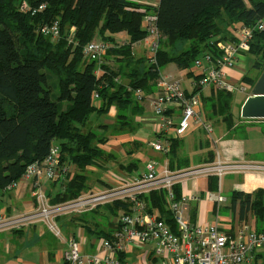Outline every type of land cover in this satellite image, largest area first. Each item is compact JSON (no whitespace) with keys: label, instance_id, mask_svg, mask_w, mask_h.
Returning a JSON list of instances; mask_svg holds the SVG:
<instances>
[{"label":"trees","instance_id":"obj_1","mask_svg":"<svg viewBox=\"0 0 264 264\" xmlns=\"http://www.w3.org/2000/svg\"><path fill=\"white\" fill-rule=\"evenodd\" d=\"M24 1L28 3V11L23 10ZM146 1L150 3L0 0V194L19 184L27 168L41 164L55 145L60 149V165L75 166L77 172L49 182L55 189L47 194L50 204H62L90 192L88 169L105 171L110 162L118 159L116 154L101 148L109 141L104 136L109 127L101 125L102 133L88 127L93 115H108L116 108L115 135L131 133L134 129L128 112L137 105L133 91L155 93L161 79L160 69L167 64L190 70L195 60L206 54L220 58L219 43H237L239 38L234 32L241 27L255 29L264 19V0ZM42 5L44 10L32 15L33 9ZM149 16L157 17L156 62L148 57L137 58L132 48L147 39ZM56 22L60 37L52 41L40 30ZM121 34L126 35L127 41L119 43ZM95 37L110 44L101 64L89 61L84 53ZM245 54L251 61L250 71L256 75L252 77L248 71L242 82L252 87L264 71V31H254ZM98 69L103 71L100 77ZM213 91L212 97L203 100L204 113H208L210 120L226 122L229 131L240 133L241 129L234 126L243 120L239 112L238 117L234 114L233 93ZM94 93L99 94V107L93 101ZM176 143L175 140L173 146ZM117 164L128 172H133L132 166L136 165ZM210 180L215 190L218 180ZM176 193L179 198L180 187ZM143 200L150 213L158 209L161 218L175 228L172 215L164 210V191L153 192ZM232 202L233 210L240 202L241 217L251 213L256 231L264 233V190L250 194L236 191ZM105 208L112 217L118 216L120 210L129 211V205L123 202ZM112 236V232L105 235L109 240Z\"/></svg>","mask_w":264,"mask_h":264},{"label":"built area","instance_id":"obj_2","mask_svg":"<svg viewBox=\"0 0 264 264\" xmlns=\"http://www.w3.org/2000/svg\"><path fill=\"white\" fill-rule=\"evenodd\" d=\"M25 3V1H24ZM23 10L28 11V5L23 4ZM45 5L33 9L32 15L43 11ZM146 27L149 35L145 44L150 53L148 59L156 62V54L159 48V32L156 27L157 17L149 16L146 19ZM264 31V19L255 29L241 27L237 43H219L218 48L222 52L220 58L206 54L194 62V66L200 70L199 79L194 84L192 93L185 92L179 82L169 81L161 77L158 82L157 92L146 95L142 90L133 91V97L138 102L150 100L153 103L155 117L158 121V130L167 138L176 139L184 136L192 127L204 129L208 134L212 133L211 125L205 122L202 90L212 87L215 91L233 93L235 87L229 82L225 68H232L237 64L244 53L249 51L254 31ZM40 33L50 36L52 40L60 37L59 23L45 25ZM72 42V39L70 40ZM133 44L132 48L135 53ZM110 44L95 37L84 49L89 61L102 63ZM216 60H215V59ZM103 75L101 69L97 70V76ZM93 101L99 100V94L94 93ZM181 111V119L175 124L168 111L171 109ZM155 152L167 154L170 151L168 141H157L151 144ZM60 149L57 145L51 148L50 154L41 164L30 165L20 183L32 181L35 210L31 213L18 216H0V232L7 230H21L23 227L36 222H43L48 230L57 237H61V230L57 224L61 216L76 214L81 215L100 206L123 202L129 205V211H122L119 216V229L111 240L104 239L103 251L108 256L99 255L83 256L79 245L70 241L69 249L64 255L66 264H247L257 251H264V233L253 232L248 226H244L237 238L222 233L219 224L194 225L184 215L190 201L201 200L199 195H184L179 199L174 187L176 185L188 186L190 180L201 177L216 176L222 178L225 175L244 172L264 173V164L257 163H230L220 159L212 164L188 168L182 171L164 170L157 172V164L152 161L147 166L144 175H138L132 179L117 181V184L105 191L87 192L77 199L51 205L43 190V184L66 179L71 174L70 166L60 165ZM19 184H13L7 188L11 191ZM154 191L166 192V205L172 214L175 228L170 226L157 213H150L147 202L143 197ZM211 199L222 203L224 198L211 196ZM154 246V253L143 262H129L122 258L131 247Z\"/></svg>","mask_w":264,"mask_h":264},{"label":"crops","instance_id":"obj_3","mask_svg":"<svg viewBox=\"0 0 264 264\" xmlns=\"http://www.w3.org/2000/svg\"><path fill=\"white\" fill-rule=\"evenodd\" d=\"M123 35L124 34H121L119 37ZM122 41H127V38ZM144 42L145 41L139 42L134 49L137 50V48H140L141 44ZM145 46V51L144 53L142 52L143 54L141 53L139 58L148 57L147 53L149 49L146 44ZM136 50L134 55L137 57ZM245 56L246 54L244 53L242 57ZM242 57L232 68H225V72L229 82L234 85L237 91L241 90V92H246V89L242 87V85L245 84L242 82V79L249 73L248 65L245 64ZM193 66L190 70H181L176 65L177 70L175 73L164 74L161 73V68L160 74L161 77L168 79L169 81L179 82L181 80V86H183L182 89L187 93H192L194 90V84L198 80L197 77L201 73L199 69ZM253 87L254 86L251 87V90ZM213 90L212 87L204 88L202 90L203 100L212 97L214 94ZM247 98L248 97H246L241 104L239 103V100L236 101V103H239L237 104L239 105V114L241 107ZM95 102L99 107L100 102ZM135 102L137 105L128 112L129 121L134 130H131V133L121 135H115V132H113L112 135L108 137V143L101 146L106 152L116 154L121 164L129 165L135 163L136 165L132 166L133 172L122 170L120 164H118L117 172L114 173L110 180L113 183L100 180V184L107 187L104 190L95 189L90 192L96 190H108L115 186L117 181H120L119 178H122L121 181H124L127 178L132 179L133 177H138V175H144L147 172V166L152 161L157 164V172H162L164 170L174 172L182 171L188 168L212 164L218 159L230 163L264 164V135L262 133L264 120L242 119L243 121L236 122L234 127L241 129L240 133H237L235 130L229 131L228 129L223 128V131L217 135L218 137L216 138V141H214V144H217L216 146H218L219 149L217 148L215 151L202 152L200 150L202 148L201 136L204 135L209 139V136L213 133L212 126L211 134H208L204 129L199 127H192L180 138H167L159 133L157 125L158 121L155 117L152 101L145 100L143 102H138L135 100ZM205 103L204 108L206 109ZM236 103L234 101L232 103L233 111ZM114 109L115 108H112L108 114L112 118L115 117L114 112L117 116V110ZM168 116H171L176 124L181 119V111L173 108L168 111ZM236 116L238 117V115ZM115 121L117 122V118L106 122V126L109 127L107 130H110L112 126H115ZM211 121L215 120H210L208 118V113H205V122L211 125ZM175 140L177 143L173 146ZM157 141H168L170 143V151L167 154L155 152L152 149L151 144ZM124 148L126 151L122 153L121 150L123 151ZM146 164L148 165L146 166ZM70 168L72 171L70 175H74L77 172V168L72 165ZM105 171H107V169ZM100 172L102 171L98 168H89L88 176L92 174L97 175ZM235 177L239 178L240 182L233 187L234 191L232 192V196L236 191L250 194L258 190H264V173L259 172L234 173L225 175L222 178L216 176L201 177L200 179L189 181H197L195 188L192 190L185 185H176L174 187L175 193L176 188L180 187L179 198L187 194H196L201 197L200 201H190L188 203L184 213L186 219L194 225H212L217 223L219 224V229L222 233L234 238H237L244 226H248L251 231L257 232L255 219L252 214L248 213L242 218L239 213L241 207L240 202H237L236 208L233 210L232 196L229 201L226 196L221 194L223 191L224 178H228L227 181H232ZM212 178L218 180L217 188L215 190L212 189L210 184V179ZM46 184L50 186V190L47 194L55 191V189L52 188V183H44L43 187L44 185L46 186ZM154 192L161 194L162 191ZM214 192H218L217 196L224 198L222 203H218L216 200L211 199V196H216L213 194ZM44 193L46 194V192ZM166 196L167 194L165 192L164 210L172 215L166 205ZM176 196H178L177 193ZM3 198H7L12 204H6L0 207V216L20 215L17 214V210L15 211V207L18 205L17 202L27 209V213L34 211L36 207L33 198L32 181L20 183L13 191L11 190L7 193L3 192L2 195L0 194V200H3ZM105 206H100L81 215L71 214L58 218L57 224L61 230V237H57L51 233L43 222H36L32 225L25 226L21 231L7 230L6 232H0V264H66L64 255L68 251L69 243L72 240L79 245L81 255L83 256H108V253L103 251V241L106 239L105 235L107 233L112 232V235L114 236L118 231V220L122 210L118 212V216L112 217V214L105 208ZM154 212L161 217V211L154 209ZM112 218L114 219L112 220ZM152 253H154L153 245L131 247L122 258L134 263L143 262L148 259ZM247 264H264V251L255 252L253 258H251Z\"/></svg>","mask_w":264,"mask_h":264},{"label":"rangeland","instance_id":"obj_4","mask_svg":"<svg viewBox=\"0 0 264 264\" xmlns=\"http://www.w3.org/2000/svg\"><path fill=\"white\" fill-rule=\"evenodd\" d=\"M139 1L142 2V3H150L149 1H146V0H139ZM153 3H155V2H153ZM23 4L28 5V3L26 1H25V3L23 2ZM23 4H22V6H23ZM234 33H235V36L236 37H239L240 36V31L239 30L236 31V32H234ZM125 38H127L125 34L123 36H120L118 38L119 43L124 42L122 40H124ZM56 40H58V39H56ZM56 40H52V41H56ZM213 40H217V38H215ZM145 47H146L145 44L142 43L141 44V47L140 48H137L136 51H137V57L138 58L141 56V53L142 52L144 53ZM149 53H150V51L148 50V53L147 54H149ZM242 58L244 59L245 64L248 65V71H250L251 61L248 59L247 55L245 57H242ZM249 62H250V64H249ZM176 70H177L176 65L174 63H170V64H167L166 66H164L161 69V73L162 74H164V73H175ZM250 75L252 77H254L256 75V72L255 71H250ZM179 82L182 85V81L180 80ZM181 87H183V86H181ZM242 87L246 89V92H241V90L240 91H237L236 88H235V90L233 92L234 102L235 103H236L237 100H239V103L241 104L246 97H249L252 94L251 86L249 84L245 83V84L242 85ZM240 89H241V87H240ZM239 103H236L235 106H234V113H235V115H238L239 105H237V104H239ZM114 110H116V108ZM114 116L115 117L112 118L109 115H101V116L93 115L91 117L92 118V122L89 123L88 127L90 129H92V130H100V128H102V127H100L101 125H104V124L106 125V122H108L111 119H115L116 118L115 112H114ZM211 126L213 127V133H212L211 136H209V139L207 137H205L204 135L201 136L202 148L200 150L202 152H209V151H215V150H217L218 146H216L217 144H214V141H216V138L218 137L217 135L220 134L223 131V128H226L227 129V127H228L227 126V123L224 122L223 120L211 121ZM116 128H118V126H117V122L115 121V126H112V128L109 131H107V132L105 131L104 132V136L105 137H110L112 135V133L116 131ZM125 151H126L125 148H124L123 151L121 150L122 153H124ZM194 159H195V156H194ZM119 161L120 160L118 158L116 161H112V163H109L108 166H107V171H105V172L102 171V172L98 173L97 175H93L92 174V175L89 176V179L90 180H89L88 185L91 187L90 191H93L95 189L104 190L107 187L106 185H105L106 187L102 186L100 184V182H99L100 180H105L106 182H109V183L112 182L110 180H111V177L114 175V173L117 172V169H118L117 162H119ZM147 165L148 164H146V166ZM119 179L121 180L122 178H119ZM227 180H228V178H224V180H223V191L221 192V194L223 196H226L229 199V201H230V197L232 196V192L234 191L233 187L235 185L239 184V182H240L239 180L240 179L237 178V177H235L232 181H227ZM196 184H197V181L196 182H193V181L189 182V185H188L189 189H191V190L194 189L195 186H196ZM58 188L59 187H57V189ZM43 190L47 194V192H49V190H50V186L47 185V184H46V186L44 185ZM213 194H215L217 196L218 195V192H216V193L214 192ZM6 204L7 205H11L12 202L10 200H8L7 198H3V200H0V207L4 206ZM17 204L18 205L15 207V211L17 210L16 211L17 214L27 213V209L24 206L20 205L19 202H17ZM113 219L114 218H112V220Z\"/></svg>","mask_w":264,"mask_h":264},{"label":"water","instance_id":"obj_5","mask_svg":"<svg viewBox=\"0 0 264 264\" xmlns=\"http://www.w3.org/2000/svg\"><path fill=\"white\" fill-rule=\"evenodd\" d=\"M240 116L243 120H264V71L252 89V95L243 103Z\"/></svg>","mask_w":264,"mask_h":264},{"label":"bare ground","instance_id":"obj_6","mask_svg":"<svg viewBox=\"0 0 264 264\" xmlns=\"http://www.w3.org/2000/svg\"><path fill=\"white\" fill-rule=\"evenodd\" d=\"M31 212H33V211H31ZM31 212H29V213H31ZM24 214H27V213H24ZM8 216H10V215H8ZM16 216H18V215H16ZM21 230H23V229H21ZM21 230H15V231H21Z\"/></svg>","mask_w":264,"mask_h":264}]
</instances>
